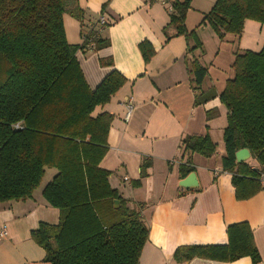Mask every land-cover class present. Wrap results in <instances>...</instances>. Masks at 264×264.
Segmentation results:
<instances>
[{"label":"trees","instance_id":"1","mask_svg":"<svg viewBox=\"0 0 264 264\" xmlns=\"http://www.w3.org/2000/svg\"><path fill=\"white\" fill-rule=\"evenodd\" d=\"M166 1L172 7L164 27L167 39L185 36L193 42L188 53L202 50L196 28L188 30L185 24L191 0ZM67 12L65 0H0V205L32 197L46 169L54 168L57 173L45 185L43 196L60 210L59 223H41L32 231L33 239L46 251L45 260L51 264H141L149 230L141 211L130 207L110 185L111 172L100 167L114 116L95 113L127 78L112 70L95 89L88 85L76 54L89 49V44L68 42ZM69 12L82 19L78 6ZM250 19L264 24V0H216L200 25H209L223 40L228 33L240 36ZM169 27L174 28L173 35L167 32ZM109 44L94 37L90 49ZM139 48L148 62L153 46L143 41ZM187 62L193 88L199 91L197 103L217 97L214 90H202L207 69L194 56ZM100 63L113 65L112 59ZM232 67L234 76L226 80L219 95L228 110L222 167L232 174L237 197L248 199L264 190L261 173L248 160L238 162L236 152L249 149L250 158L264 167V44L260 51H237ZM206 114L210 119L216 111ZM182 147L188 163L195 153L211 157L217 151L208 132L186 136ZM149 165L146 160L142 163V177ZM181 170L186 177L194 168L182 166ZM227 231V244L179 246L175 261L202 257L231 262L249 256L253 264H260L250 225L232 224Z\"/></svg>","mask_w":264,"mask_h":264},{"label":"crops","instance_id":"2","mask_svg":"<svg viewBox=\"0 0 264 264\" xmlns=\"http://www.w3.org/2000/svg\"><path fill=\"white\" fill-rule=\"evenodd\" d=\"M215 1L191 0L186 16L187 29L196 28L203 43L208 30L213 33L212 39L216 37L209 25H200ZM65 3L68 12L64 14V25L71 44L82 43V36L103 10L107 17L108 24L100 37L110 44L99 49H81L76 54L88 85L95 89L112 70L127 78L124 86L108 103L96 108L95 113L108 112L114 116L108 151L100 167L111 172L110 185L130 207L141 211L149 230L141 264H253L249 256L231 262L195 257L181 263L174 259L179 246L227 244L228 226L241 222L250 225L260 264H264V190L248 199H239L232 174L223 170V133L228 110L219 95L224 88L216 92L217 97L197 103L198 91L193 88L187 62L192 56L201 59V48L190 54L188 48L193 42L185 36L167 39L164 27L170 21V11L161 0H65ZM77 6L82 10V19L69 12ZM167 32L173 35L175 30L169 27ZM143 41H149L155 50L148 62L139 48ZM261 42L263 46L264 35ZM101 59H112L113 65H102ZM231 69L226 80L234 76V68ZM130 96L134 108L127 119L126 99ZM208 110L216 111L210 119ZM207 132L217 143L216 153L211 157L195 153L188 163L183 139ZM145 160L150 165L147 175L142 177ZM248 162L264 175V167L254 158ZM182 166L194 168L196 187L180 185L191 173L183 176ZM48 182L38 186L30 198L0 205V227H7L6 237L0 240V264H51L45 260V249L32 237V231L41 223L58 224L60 220V210L48 204L43 196Z\"/></svg>","mask_w":264,"mask_h":264},{"label":"rangeland","instance_id":"3","mask_svg":"<svg viewBox=\"0 0 264 264\" xmlns=\"http://www.w3.org/2000/svg\"><path fill=\"white\" fill-rule=\"evenodd\" d=\"M90 27L88 28L86 33L89 32ZM208 32L209 33L206 36V39L203 40L204 43L202 42L201 51L203 54L201 56V59H197L199 60L200 64H202L207 69V75L204 81L205 83H203V88H207V91L214 90L217 92L219 91V89L221 90L225 87V77L227 75H230V72H232V66L230 65H233L232 63L235 60L237 51L239 53H242L246 50L260 51L262 49L261 41L264 35V24L251 19L247 20L244 25L243 32L240 36L228 33L223 40L217 35L215 39H212L210 36L212 31L208 30ZM83 38L84 36H82L81 45L84 44ZM203 88L202 90L205 91V89ZM132 112L133 110L131 111L130 115L132 114ZM129 117H127V119H129ZM217 139L222 140L219 138ZM219 144L220 146H223V143L219 142ZM52 172L56 174L57 170L54 168L46 170L44 178L39 186L44 185L48 181H51L54 176Z\"/></svg>","mask_w":264,"mask_h":264},{"label":"built area","instance_id":"4","mask_svg":"<svg viewBox=\"0 0 264 264\" xmlns=\"http://www.w3.org/2000/svg\"><path fill=\"white\" fill-rule=\"evenodd\" d=\"M163 3L167 4L169 11H172V7L169 2L166 0H161ZM107 25V18L104 13H101L97 18L96 22L90 27L89 32L85 33L83 36V43L89 44V48L93 46L94 37L98 38L100 36V32L105 28ZM91 32H95V35H90ZM90 36V37H89ZM126 108H127V117H129L131 111L134 108V99L132 96L126 99ZM261 182L264 184V175H261ZM7 235V227L2 226L0 227V240L5 238Z\"/></svg>","mask_w":264,"mask_h":264},{"label":"water","instance_id":"5","mask_svg":"<svg viewBox=\"0 0 264 264\" xmlns=\"http://www.w3.org/2000/svg\"><path fill=\"white\" fill-rule=\"evenodd\" d=\"M251 157L250 150L247 148H242L236 152V158L238 162L246 161ZM180 185L192 188L198 185L197 176L195 172H191L186 178L180 181ZM120 205V201L118 199L115 200V206L118 207Z\"/></svg>","mask_w":264,"mask_h":264}]
</instances>
